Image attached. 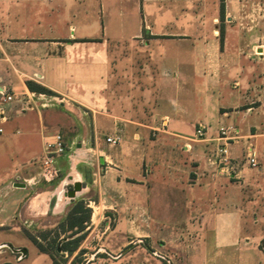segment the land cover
Segmentation results:
<instances>
[{"label":"crops","instance_id":"obj_1","mask_svg":"<svg viewBox=\"0 0 264 264\" xmlns=\"http://www.w3.org/2000/svg\"><path fill=\"white\" fill-rule=\"evenodd\" d=\"M49 1L0 0V87L14 96L0 101V264L27 254L13 251L25 246L15 228L31 239L79 202L91 209L83 233L102 231L98 251L140 242L167 264H264V233H243L249 219L264 223L261 107L249 106L261 99L230 90L240 82L228 68L243 69L226 53L229 28L264 0ZM239 24L237 57L256 27ZM198 125L206 139L193 141ZM227 125L242 136L230 171L213 164ZM58 133L67 151L46 180L41 159ZM249 142L258 168L241 162Z\"/></svg>","mask_w":264,"mask_h":264},{"label":"rangeland","instance_id":"obj_2","mask_svg":"<svg viewBox=\"0 0 264 264\" xmlns=\"http://www.w3.org/2000/svg\"><path fill=\"white\" fill-rule=\"evenodd\" d=\"M206 4L212 2V0H207ZM45 4L49 5L50 3L55 7V3L45 0ZM74 5V4H70ZM27 6V5H26ZM71 9V8H70ZM69 13V12H68ZM71 14V12L69 13ZM240 22L243 23V26L247 30L248 27H251L253 24L256 25L254 34H247L244 36V53L237 57L241 43L238 41V28H241ZM224 39L222 32V37L220 41ZM226 45V53L234 56V60L238 62L239 66H242L243 71L240 69H235L236 66H230V83L233 79L239 80L240 85L237 86V89H233L232 85L230 90L245 92H252L260 96V101H254L249 106L261 107V111L256 114V121L259 125V130L264 131V4H260L259 14H254L247 16L242 19L235 21L234 25L229 28L228 39ZM239 58V59H238ZM227 68H225L226 71ZM238 70V72H237ZM232 84V83H231ZM254 86V88H252ZM214 92L217 91L216 88H212ZM245 108V107H244ZM189 127V126H187ZM213 127H217L216 124H213ZM254 130L255 127H251ZM241 162L245 164L243 158ZM257 172V170H255ZM261 187L264 188V180L261 183ZM84 208L86 207L85 202ZM250 223L246 224L243 228V233L249 235H256L257 233H264V223L260 221V224H253L252 219H249ZM62 221L59 220H42L40 225L31 229V232H28V235L32 238H38V240L47 248L52 255L60 264H71L72 261H76L75 264H167V262L159 256H156L153 251L144 248L142 243L133 244L130 247L123 248L121 251L111 253L105 247L103 251H98V248L102 242L99 240L100 228L92 230L93 226H90L89 229L85 231V241L81 245V249L77 251L75 255L68 256L61 251L55 249L56 244L58 243V237L63 234V229L61 227ZM92 231V232H91ZM91 233V234H90ZM67 236V233H65ZM90 234V235H89ZM0 235H2L0 233ZM9 235V234H3ZM13 242L15 244L21 243L25 244L24 249L27 254L25 257L21 258V262L13 261L12 264H53L50 257L46 254L40 253L38 248L33 243L29 237L23 235L21 228L14 229L12 234ZM89 235V236H88ZM87 237V238H86ZM109 246V243H108ZM156 247V246H155ZM2 250V249H1ZM10 251V249H9ZM11 252V251H10ZM161 253V251H160ZM158 253V254H160ZM164 254V253H161Z\"/></svg>","mask_w":264,"mask_h":264},{"label":"built area","instance_id":"obj_3","mask_svg":"<svg viewBox=\"0 0 264 264\" xmlns=\"http://www.w3.org/2000/svg\"><path fill=\"white\" fill-rule=\"evenodd\" d=\"M43 95H38L41 98ZM14 99L12 94H9L4 88L0 87V101L3 103L11 102ZM0 132L2 130L0 129ZM207 135V128L203 125H198L195 129L193 141L205 140ZM242 138L240 131L235 125L221 126L218 130L216 141L218 145L214 153L213 164L218 165L222 170L230 171L233 162L230 156V145L237 142ZM110 145H118L121 143L122 138L119 135L110 136L106 138ZM67 151L63 143L61 134H55L51 142L47 141L45 144V152L41 163L43 170L41 177L46 180L52 179L55 175L54 162L56 155H60ZM243 159L250 168H258L259 162L254 145L249 142L244 148Z\"/></svg>","mask_w":264,"mask_h":264},{"label":"trees","instance_id":"obj_4","mask_svg":"<svg viewBox=\"0 0 264 264\" xmlns=\"http://www.w3.org/2000/svg\"><path fill=\"white\" fill-rule=\"evenodd\" d=\"M26 86L31 92H36L46 95H54V93L51 90L31 80L26 81ZM90 214H91V209L84 208L83 202H79L73 207V209L68 213L66 219L61 224L63 232L70 233L68 237H73V238L68 240L65 239L61 240L59 236L58 237L59 241L55 247L57 251H61L62 253H67L68 256L73 255V253L78 249L81 241L85 237V233H83V231L85 230L84 223L89 220ZM77 234L80 235L76 236ZM30 238L40 252L46 253L50 256L49 250L45 248L37 238H32V237ZM50 258L52 259L53 264H60L52 255L50 256ZM75 263L76 261L74 260L72 261L71 264H75Z\"/></svg>","mask_w":264,"mask_h":264},{"label":"water","instance_id":"obj_5","mask_svg":"<svg viewBox=\"0 0 264 264\" xmlns=\"http://www.w3.org/2000/svg\"><path fill=\"white\" fill-rule=\"evenodd\" d=\"M81 189H82L81 184L80 183H76L74 185L73 189L68 192L67 196L69 198H74L76 196V193L81 191ZM262 247L264 248V242H262ZM9 248H11V246H9ZM13 251L15 253L22 254V255L26 254V250H24V249H13Z\"/></svg>","mask_w":264,"mask_h":264}]
</instances>
